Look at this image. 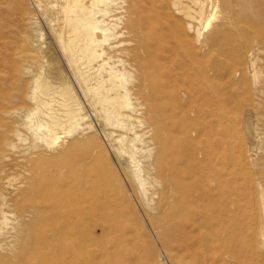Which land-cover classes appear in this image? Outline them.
<instances>
[{"label": "bare ground", "instance_id": "bare-ground-1", "mask_svg": "<svg viewBox=\"0 0 264 264\" xmlns=\"http://www.w3.org/2000/svg\"><path fill=\"white\" fill-rule=\"evenodd\" d=\"M34 5L47 39L25 11L16 49L25 63L9 79L0 56V264H111L121 247L98 244L119 232L98 220L110 210L102 179L135 202L171 264L263 261L244 237L255 223L264 247V142L254 153L252 135L259 110L264 122V0ZM243 92L248 141L236 147L230 106ZM100 134L107 152L94 157ZM157 175L164 186L150 191ZM169 197L158 212L153 203Z\"/></svg>", "mask_w": 264, "mask_h": 264}, {"label": "rangeland", "instance_id": "rangeland-1", "mask_svg": "<svg viewBox=\"0 0 264 264\" xmlns=\"http://www.w3.org/2000/svg\"><path fill=\"white\" fill-rule=\"evenodd\" d=\"M1 3L2 4L0 6V43L4 44L3 48L5 49V52H3L4 49L2 48V45H0V51L3 49V51L1 52H3V54L5 53V55H3L0 52V56H2V58L1 57L0 58L3 59V57L6 56V58H4L2 61L1 69H2L3 75L9 78L10 76H12L14 69L16 68V65L25 63L23 62L24 60H22L25 54H22L21 57H19L16 54L17 52L16 49L19 48L18 46L20 45V41H21V34H17V33H19L21 29L22 31L24 29V26L21 27L22 23L25 22L23 21L24 19H22L23 18L22 13H24L25 11L26 12L28 11L34 14L38 20L39 27L41 26L40 28L41 30H43L42 32L44 33L45 39H47V37H46V28L40 16L38 15L37 8L34 5V0H1ZM5 41H7V44ZM6 49L8 50L7 52H6ZM41 59L42 58L40 57L39 54H35L31 56L32 63H37V61L39 62V60ZM6 90L7 91L9 90L11 92L13 89L11 86H8ZM248 98H249L248 92H243L241 95H238L237 99L234 102H232L230 106L232 124L234 125V129H235V134L232 136L230 141L232 142V145L236 147L237 145H239L240 142L248 141L244 133L242 131H239L241 118L243 117L245 111L249 107ZM262 115L263 114L261 110H259L256 114V117L252 119V122L254 124V128L252 130V135L254 137L253 140L258 139L260 141L259 146H255L253 148L254 153L261 152L262 144L264 142V122L261 117ZM98 139H99V144L95 145V147L91 151V154L94 157H98L99 151L107 152L104 137L100 134L98 136ZM26 146H29V143L26 142L24 147ZM229 151L233 152L232 149H230ZM107 156L108 158H110L108 153H107ZM96 165L98 164L96 163ZM242 168H243L244 175L240 174L237 187L239 191L244 193L248 190V187H249V184H248L249 180L247 177H249L250 174L247 168H244V167ZM53 175H56L59 179V181L57 182L59 184L57 186L61 185L64 182V178L62 177V175L57 169L53 170ZM12 177L13 178L11 182L16 185L22 179L23 175L22 174L20 175L19 172L14 171L12 173ZM156 179L158 183L156 186L149 188L150 191L159 190L164 186V182L158 175L156 176ZM111 184H112L111 180L104 182L102 179V184L99 186V190H98V194L101 197V199H103L104 196L107 197L109 201V202L107 201L108 202L107 205L110 209L108 210V212L105 211L103 215H100L98 217V220L101 219L99 220V222H103V220H105L104 222H108V223L111 222V224H113V227H116L117 229H119V232H120L119 233L116 231L117 233H114V230H112L114 234L111 233L110 235L100 238L98 241V244L102 245V247L104 246L103 247L104 249L107 245H108L107 247H109L110 245L109 248L112 249L111 247L114 246V243L120 240L119 241V245L121 247V250L119 251L120 255L117 257L115 256L113 259L115 258L116 259L114 261H112L113 260L112 259L111 264H157L158 261L162 262L163 264H171V262L168 259H166L165 253L163 254L164 249L162 245L156 239L154 234L151 232V229H149L148 223L145 217L141 214L142 212L139 210L137 206H135V202L133 200H129V201L121 200L119 195L116 192L115 193L118 196L111 192V191H115V189H113V186H111ZM154 203L153 205L157 207L158 212L162 211V208L166 209V212H167V210H169L167 208H171L174 205V199L172 197H169L164 202H161L159 205H157V203L155 204ZM134 207H136V210L138 212L137 216L133 215V213L131 212V210H133ZM123 211H126L125 214L123 213ZM120 214H123V215H120ZM139 214H141L142 216ZM117 215L118 216L120 215V216L115 217ZM246 216H250V214ZM103 217L104 219H102ZM111 217L113 218L110 219ZM251 217L252 216H250L249 218L247 217L248 220L246 222L249 223L251 220ZM176 220L177 218L174 220L175 223L174 222L170 223V226L174 225L175 227L177 224ZM143 222L145 224H143ZM249 231H250V235L247 236L245 234L246 236L244 238L251 239L254 243L256 241L257 246L259 247V251L261 248H263V250H261L263 252L264 247H262L259 244L261 236L259 232L257 231V229L255 228V223L252 224V229H250ZM98 234H99V231H98ZM113 235L117 236L119 239L116 240L117 238L116 237L114 240ZM109 240L113 243L107 242ZM101 241L102 242L105 241L104 242L105 244H102ZM109 248H106V249H109ZM261 251L258 253L262 254ZM259 264H264V260L261 261Z\"/></svg>", "mask_w": 264, "mask_h": 264}]
</instances>
